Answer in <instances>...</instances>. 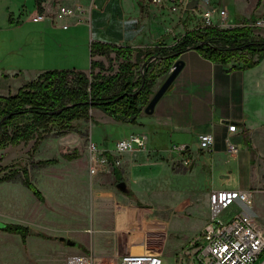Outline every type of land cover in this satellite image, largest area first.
Here are the masks:
<instances>
[{
	"label": "rangeland",
	"instance_id": "374dc122",
	"mask_svg": "<svg viewBox=\"0 0 264 264\" xmlns=\"http://www.w3.org/2000/svg\"><path fill=\"white\" fill-rule=\"evenodd\" d=\"M37 2L0 0V68L5 72L13 68L19 73L17 82H9L13 92L33 80L36 69L88 71L94 59L90 23L74 24L75 18H69L68 28L61 24V28L46 27V21L30 18L38 8ZM216 6L212 4L211 8L219 10ZM199 8L205 5L199 3ZM173 15L166 18L162 28L173 33V37L179 38L190 29L205 25L202 17L186 16L183 9ZM243 20L238 16L235 22ZM254 31L257 39L264 37V26ZM104 59L106 67L118 66V60L111 61L107 56ZM8 74L14 75L13 70ZM9 85L0 84V91ZM108 127L104 124L94 128L95 142H103V131ZM69 132L53 125L38 146L34 138L0 150V177L18 172L14 179L0 182V220L41 231L30 232L24 238L21 233L0 228V264H67L69 256L85 253L100 255L105 264H112L123 254L142 253L145 249L162 251L164 264H196L189 252L194 254L201 247L198 242L212 211L209 201L202 204V179L192 174V167L182 166L177 172L165 173L157 168L148 169L141 163L148 159L141 157L147 149L135 151L133 155L141 164L133 170L122 169L131 190L128 194L118 188L120 179L111 160L97 175L91 173L90 137L84 139L80 148L64 147L63 153L51 151L54 141ZM42 147L45 151L40 153ZM78 153L82 159L77 157ZM66 154L74 157L67 158ZM119 157L115 156L113 161L121 167ZM54 158L57 162L38 163ZM24 167H28L31 179L42 191L43 200L24 184ZM192 197L199 199V204H188ZM245 206L234 204L219 218L229 220ZM117 219L124 225L119 227ZM68 239L75 245H70ZM118 240H125L127 246L120 247ZM263 259L264 255L256 264Z\"/></svg>",
	"mask_w": 264,
	"mask_h": 264
},
{
	"label": "crops",
	"instance_id": "0c3cea01",
	"mask_svg": "<svg viewBox=\"0 0 264 264\" xmlns=\"http://www.w3.org/2000/svg\"><path fill=\"white\" fill-rule=\"evenodd\" d=\"M61 1L90 10L91 21L88 25L92 43L105 42L146 50L173 45L178 39L173 37L170 31L162 30L166 25V18L175 16V13L167 6H156L149 0H38L37 3L38 8L54 11L62 4ZM197 1L195 8L183 9L186 16L202 17V12L214 4L220 9L227 7L234 22L238 16L244 18L243 22H235L238 24L264 19V0ZM199 3H203L205 8L200 9ZM212 9H215V19H218V8ZM49 26L61 28L59 24L48 20L46 27ZM114 54L112 53V56ZM105 57L96 55L93 60L105 62ZM178 59L184 60V67L158 102L153 114L144 112L137 123H129L115 119L100 108H93L91 118L77 120L75 129L57 138L50 147L51 151L58 150L63 153L66 152L64 147L80 148L87 136L94 141V128L104 124L109 127L104 128L103 142L98 143L104 147L113 148L117 140L131 133L145 134L149 140L146 155L137 154L148 157L145 158L146 162H141L145 163L146 168H157L165 173L177 172L182 166L192 167V174L203 180L202 188L199 189L202 191L200 196L204 206L205 202L209 201L211 207L210 194L213 190L252 191L251 203L237 202L246 205L240 213L253 216L264 229V56L253 66L232 67L231 64L214 62L192 48L183 52ZM254 59L258 60V56ZM6 70L5 72L0 68V84L5 87L9 82L19 80L16 69ZM9 70H13L14 75L8 74ZM36 70L33 79L44 71ZM91 70L86 72L90 73ZM168 74L158 77L155 91ZM18 87L13 92L9 85V88L0 91V95L16 93ZM93 120L97 121L98 125L94 124ZM231 125H235V129H230ZM203 133H211L215 138L214 145L209 150L200 148L198 138ZM231 141L238 146V153L228 151V143ZM175 144L186 145L185 156L191 158L190 165L183 163V154L171 149ZM44 151L42 147L40 153ZM77 157L82 159L83 156L78 153ZM110 158L114 159L115 156L111 155ZM119 159L122 165L117 166L122 177L123 168L133 170L141 164L133 152L124 153ZM130 192L128 194H131ZM197 200L199 199L192 197L188 204L196 206L199 204ZM212 218L213 212L205 227ZM119 222L117 219L119 227L124 225ZM118 244L123 247L126 241L121 240ZM129 248L128 244L127 250ZM145 251L147 249L143 252Z\"/></svg>",
	"mask_w": 264,
	"mask_h": 264
},
{
	"label": "trees",
	"instance_id": "16d2710c",
	"mask_svg": "<svg viewBox=\"0 0 264 264\" xmlns=\"http://www.w3.org/2000/svg\"><path fill=\"white\" fill-rule=\"evenodd\" d=\"M254 30L249 23L231 28L203 25L186 31L173 45L146 50L93 42L92 56L118 60L117 68L92 60L90 73L78 69H48L26 82L16 93L0 95V150L34 138L38 146L53 125L64 131L74 130L77 120L91 118L93 108H100L117 120L137 123L155 93L158 77L168 74L174 62L188 49L195 48L210 60L232 67L258 63L264 56V37L257 39ZM112 53H116L114 58ZM159 59L162 60L157 61ZM144 63L147 64L141 69ZM47 162H57V159L38 161ZM114 172L117 178L123 179L117 165ZM17 175L18 172L7 173L0 177V182ZM23 182L38 199H44L28 167L23 168ZM1 229L21 233L24 238L30 233L29 227L20 224L6 223Z\"/></svg>",
	"mask_w": 264,
	"mask_h": 264
},
{
	"label": "built area",
	"instance_id": "2783aa9c",
	"mask_svg": "<svg viewBox=\"0 0 264 264\" xmlns=\"http://www.w3.org/2000/svg\"><path fill=\"white\" fill-rule=\"evenodd\" d=\"M156 6H167L171 12L176 13L182 9H188L190 0H149ZM74 7L67 4H59L54 11L37 8L30 16L35 22L51 21L53 24H61L68 28L69 18H75L76 23L91 21L90 10ZM191 10V9H188ZM219 18L215 19V9L208 8L203 11L202 18L205 25H218L222 28H231L237 25L232 19L227 7L218 11ZM253 27L264 26V19L248 22ZM246 24V23H244ZM230 129H235L231 125ZM199 145L203 150L213 147L215 138L211 133L199 135ZM148 136L140 133H131L115 142L113 148L104 147L90 138V171L97 175L103 171L108 163L117 165L110 158L127 152L144 150L148 146ZM173 151L184 155L183 163L191 164V158L185 156L187 147L184 144L173 145ZM230 153H238L239 148L234 142L228 143ZM253 193L244 189H217L210 194V202L213 212L212 220L205 227L198 246H201L194 254L189 252L196 264H256L264 255V229L251 215L237 213L229 220L219 218L220 214L238 201L251 203ZM67 264H105L104 259L97 254L85 253L69 256ZM112 264H164L162 251L123 254ZM260 264H264V259Z\"/></svg>",
	"mask_w": 264,
	"mask_h": 264
},
{
	"label": "water",
	"instance_id": "95a60500",
	"mask_svg": "<svg viewBox=\"0 0 264 264\" xmlns=\"http://www.w3.org/2000/svg\"><path fill=\"white\" fill-rule=\"evenodd\" d=\"M197 4H198L197 0H192L188 4V9L195 8ZM146 64L147 63L143 64V69L145 68ZM183 67H184V60L183 59H177L174 62L173 67L171 68L168 76L166 77L164 82L160 85V87L155 91V93L151 97L149 103L145 107L144 111H145L146 114H153L155 112V109H156V106H157L158 102L161 100V98L166 94L168 89L174 83V81L176 80L177 76L179 75V73L181 72ZM117 186L123 192H130L131 191L129 189L128 185H127V182L125 180H122V181L118 182ZM5 224L6 223L4 221L0 220V228L4 227ZM30 232L31 233H36V234H41V231H39V230H37L35 228H31ZM64 239H65V237H61V240H64ZM67 242L70 245H75V242L73 240H71V239H68Z\"/></svg>",
	"mask_w": 264,
	"mask_h": 264
},
{
	"label": "flooded vegetation",
	"instance_id": "af4514ba",
	"mask_svg": "<svg viewBox=\"0 0 264 264\" xmlns=\"http://www.w3.org/2000/svg\"><path fill=\"white\" fill-rule=\"evenodd\" d=\"M120 181H122V179H120ZM120 181H118V182H120ZM126 193H128V192H126Z\"/></svg>",
	"mask_w": 264,
	"mask_h": 264
},
{
	"label": "bare ground",
	"instance_id": "6f19581e",
	"mask_svg": "<svg viewBox=\"0 0 264 264\" xmlns=\"http://www.w3.org/2000/svg\"><path fill=\"white\" fill-rule=\"evenodd\" d=\"M159 216V215H158ZM163 238V237H162Z\"/></svg>",
	"mask_w": 264,
	"mask_h": 264
}]
</instances>
